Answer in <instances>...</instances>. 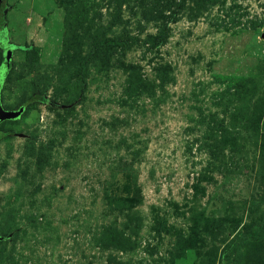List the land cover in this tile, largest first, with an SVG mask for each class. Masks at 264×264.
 <instances>
[{"label":"rangeland","instance_id":"374dc122","mask_svg":"<svg viewBox=\"0 0 264 264\" xmlns=\"http://www.w3.org/2000/svg\"><path fill=\"white\" fill-rule=\"evenodd\" d=\"M3 11L0 264H264V0Z\"/></svg>","mask_w":264,"mask_h":264},{"label":"water","instance_id":"95a60500","mask_svg":"<svg viewBox=\"0 0 264 264\" xmlns=\"http://www.w3.org/2000/svg\"><path fill=\"white\" fill-rule=\"evenodd\" d=\"M3 0H0V3ZM5 43V44H4ZM0 47L4 51V64L0 67V123L6 121V120H14L19 118L24 109L21 108L18 111H7L3 108L2 102H1V91L3 88V85L5 83L7 74L10 70L11 60H12V52H13V45L10 43L7 33H1L0 35Z\"/></svg>","mask_w":264,"mask_h":264},{"label":"trees","instance_id":"16d2710c","mask_svg":"<svg viewBox=\"0 0 264 264\" xmlns=\"http://www.w3.org/2000/svg\"><path fill=\"white\" fill-rule=\"evenodd\" d=\"M5 11L2 12V14L0 15V35L1 33H5L6 30V27H5V23H6V20H5V15H4ZM3 30V31H2ZM14 46V45H13ZM20 49H25L24 47H21ZM27 49H29V47H27ZM9 73V72H8ZM8 76V74H7ZM7 79V77H6ZM6 81V80H5ZM2 93V91H1Z\"/></svg>","mask_w":264,"mask_h":264}]
</instances>
